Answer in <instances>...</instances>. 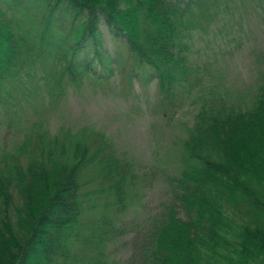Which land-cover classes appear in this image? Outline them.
Segmentation results:
<instances>
[{
  "label": "trees",
  "instance_id": "16d2710c",
  "mask_svg": "<svg viewBox=\"0 0 264 264\" xmlns=\"http://www.w3.org/2000/svg\"><path fill=\"white\" fill-rule=\"evenodd\" d=\"M233 1L0 0V116L8 117L0 148V264H102L98 255L122 230L88 212H103L108 194L119 213L129 189V168L105 133L51 132L18 108L35 105V115L84 77L104 79L93 66L104 58L103 26L123 46L130 75L140 67L154 79L175 115L179 93L191 96L199 80L194 32ZM36 79L51 87L41 104ZM199 96L177 149L170 201L133 240L124 264H264V83L245 105L212 90ZM6 137H13L11 147ZM77 244L84 256L73 254Z\"/></svg>",
  "mask_w": 264,
  "mask_h": 264
},
{
  "label": "rangeland",
  "instance_id": "374dc122",
  "mask_svg": "<svg viewBox=\"0 0 264 264\" xmlns=\"http://www.w3.org/2000/svg\"><path fill=\"white\" fill-rule=\"evenodd\" d=\"M101 32L100 53L104 60L95 59L93 66L98 72L105 71L104 79L86 76L77 86L71 84L50 107H37L35 115L39 118L32 111L35 105L18 110L30 123L47 122L51 132L61 128L76 133L93 129L109 138L117 158L130 171L125 207L116 213L115 200L106 194L108 205L103 212L90 210L88 214L94 221L103 214L113 227L121 228L122 234L118 232L108 241L98 259L102 264H124L133 240L147 231L152 218L170 201L169 180L180 171L177 149L185 136V126L202 104L200 90L206 96L212 90L234 105H245L258 85L264 83V0H234L205 31L194 32L191 59L199 80L191 96L179 93L175 115L162 102L156 81L148 80L140 67L131 76V62L124 61L127 55L123 46L111 40L105 27ZM36 80L35 99L41 104L51 87ZM7 121L3 113L0 148ZM6 138L11 147L13 137ZM76 247L73 254L84 256L80 245Z\"/></svg>",
  "mask_w": 264,
  "mask_h": 264
}]
</instances>
